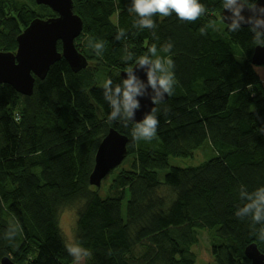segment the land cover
Wrapping results in <instances>:
<instances>
[{
	"label": "trees",
	"instance_id": "1",
	"mask_svg": "<svg viewBox=\"0 0 264 264\" xmlns=\"http://www.w3.org/2000/svg\"><path fill=\"white\" fill-rule=\"evenodd\" d=\"M72 3L82 22L75 48L87 67L73 72L61 58L35 79L30 96L0 85V260L74 264L58 216L76 204L75 240L91 253L84 264H196L199 232L209 235L212 264H251L244 249L255 244L264 254V224L236 212L246 202L241 192L264 186V83L251 64L254 34L228 31L223 0H200L207 12L194 22L156 15L155 29L135 26L131 0ZM55 16L34 0H0V51L15 52L32 19ZM95 42L104 44L99 55L89 46ZM168 42L177 84L157 106L156 138L136 141L135 123L109 119L103 83L122 84L121 72L152 44L159 51ZM109 129L128 143L103 191L89 176ZM206 143L201 165H169ZM17 222L22 231L10 242L5 233Z\"/></svg>",
	"mask_w": 264,
	"mask_h": 264
},
{
	"label": "clouds",
	"instance_id": "2",
	"mask_svg": "<svg viewBox=\"0 0 264 264\" xmlns=\"http://www.w3.org/2000/svg\"><path fill=\"white\" fill-rule=\"evenodd\" d=\"M223 9L230 13L228 16L221 17L223 22L230 21L229 23L224 22L228 31L237 32L242 24H248L258 46L264 47V6L256 2L249 6L248 0H223ZM245 9L251 13L248 17L242 14ZM129 11L138 17L135 21L136 27L155 29L156 24L153 17L156 15L168 17L175 13L181 21L194 22L205 15L207 9L204 4L200 3V0H131ZM124 36L125 30L119 29L116 38L119 40ZM89 46L95 50L97 55L104 49L103 42L90 43ZM171 49V42L163 45L159 51L156 44H152L147 53L136 60L135 66L127 69L125 73L127 78L123 79L122 84L113 87L111 78L103 83L105 99L112 108L109 119L115 121L120 116L125 123L131 121L133 110L140 107L137 97L146 95V90L151 89L149 99L154 106L143 116L142 120L135 123L132 135L136 141H151L156 138L159 124L157 106L163 102L165 96H171L174 93L177 79ZM132 58L131 53L126 57L127 60H132ZM138 67L146 69V82L134 74V69ZM240 196L246 202L238 208L236 215L239 218L250 217L254 225L264 224V186L252 192H241ZM20 231L22 229L17 222L5 233V239L10 242L14 241ZM259 238L264 240V228L259 230ZM66 248L75 264H80L83 259L91 255L76 240H73Z\"/></svg>",
	"mask_w": 264,
	"mask_h": 264
},
{
	"label": "water",
	"instance_id": "3",
	"mask_svg": "<svg viewBox=\"0 0 264 264\" xmlns=\"http://www.w3.org/2000/svg\"><path fill=\"white\" fill-rule=\"evenodd\" d=\"M34 2L38 6L48 7L56 16L45 20L38 18L32 20L28 27L16 37L15 52L0 51V85H9L23 96H30L35 79L43 80L50 66L61 58L67 62L73 72L81 71L88 65L86 57L75 48V40L82 32V22L73 13L72 0H34ZM255 2L264 6V0ZM242 14L245 17L251 15L247 9ZM228 15L230 13L222 7L221 17ZM241 27L249 28V25L242 24ZM58 43L61 46L60 51L57 50ZM251 64L255 67L264 66V47L254 48ZM134 66L135 64L132 67ZM125 73L126 71L120 73L122 79L127 78ZM134 74L146 82V69L135 68ZM150 95L149 88L146 90V95L137 97L140 107L133 110L131 123L142 120L154 106L149 99ZM167 99L168 96H165L163 102ZM127 143L126 136L113 129L108 130L95 152L94 166L89 176L91 186L100 187L102 180L121 165L126 157ZM244 256L251 264H264V254L255 244L245 247ZM0 264L15 263L8 257H4L0 260Z\"/></svg>",
	"mask_w": 264,
	"mask_h": 264
},
{
	"label": "rangeland",
	"instance_id": "4",
	"mask_svg": "<svg viewBox=\"0 0 264 264\" xmlns=\"http://www.w3.org/2000/svg\"><path fill=\"white\" fill-rule=\"evenodd\" d=\"M33 9H34L33 7L27 8V10L29 11H33ZM12 13L14 14V12ZM89 64H91L92 66H96L95 62H90ZM255 70L258 76L260 77V79L262 80V82L264 83V66L255 67ZM207 150H209L208 143H206L202 148L198 149L195 152L194 157L192 158H170L169 165L174 166V167H197L205 161ZM163 174L164 172H161V175ZM112 176L113 175L108 174L102 180L101 186L99 188L104 191ZM76 212H77V205L75 204V205H72L71 207L62 208L58 216V225L61 231L62 238L65 243V246H67L73 240H75V223H76V217H77ZM198 237H199V241L197 245L195 247H192V252L196 256V264H212L213 259L210 254L211 246L209 242L210 239H209L208 233L199 232ZM85 259H83L80 262V264H84Z\"/></svg>",
	"mask_w": 264,
	"mask_h": 264
},
{
	"label": "flooded vegetation",
	"instance_id": "5",
	"mask_svg": "<svg viewBox=\"0 0 264 264\" xmlns=\"http://www.w3.org/2000/svg\"><path fill=\"white\" fill-rule=\"evenodd\" d=\"M28 13H29V14L31 13V15H32V14H33V11H29V10H28ZM32 20H33V19H32ZM32 20H31V21H32ZM31 21H30V22H31ZM30 22H29V24H30ZM29 24H28V25H29ZM28 25H27V27H28ZM25 28H26V27H21V32H22Z\"/></svg>",
	"mask_w": 264,
	"mask_h": 264
}]
</instances>
